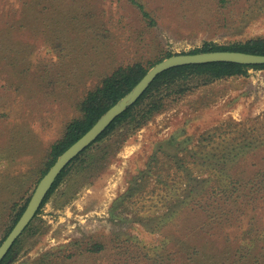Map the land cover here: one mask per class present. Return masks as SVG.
<instances>
[{
	"label": "rangeland",
	"instance_id": "374dc122",
	"mask_svg": "<svg viewBox=\"0 0 264 264\" xmlns=\"http://www.w3.org/2000/svg\"><path fill=\"white\" fill-rule=\"evenodd\" d=\"M140 1L150 18L127 0H0V244L48 170L51 144L102 78L135 61L151 68L168 53L204 43L264 36V0ZM202 80L191 78L195 89L180 96L173 91L179 87L167 89L166 109L127 140L122 133L131 131L118 127L102 143L119 148L107 165L76 172L73 158L2 264H37L54 251L65 254L57 262L68 264L263 258L264 68L213 84ZM146 101L134 106L136 114ZM217 125L227 134L210 144ZM224 148L235 149L231 158L212 155ZM149 160L154 173L147 178ZM216 162L227 165L230 178L221 170L214 181L209 169ZM135 176L140 189L122 201ZM97 236L103 250L67 258L69 244Z\"/></svg>",
	"mask_w": 264,
	"mask_h": 264
},
{
	"label": "trees",
	"instance_id": "16d2710c",
	"mask_svg": "<svg viewBox=\"0 0 264 264\" xmlns=\"http://www.w3.org/2000/svg\"><path fill=\"white\" fill-rule=\"evenodd\" d=\"M127 2L131 3L135 6L139 14L143 19L150 18L149 12L146 10L143 3L140 0H127ZM150 23H153L152 19H149ZM214 50H236L250 53H259L264 54V36L250 38L245 41H240L236 43H230L228 45H219L214 43H204L201 48L190 51V53L204 52V51H214ZM168 53L165 57L170 56ZM249 68H264V64L261 65H243L239 63L233 62H211V63H203V64H189L182 65L170 68L159 75L152 81L149 87L144 91V93L139 97V99L126 109L123 113H121L118 117H116L113 122L103 131L96 140L91 143L94 144L97 141L101 140V143L93 148L91 152H86L85 149L82 153H80L77 157L73 159L75 160V171L82 172L91 167V170L85 171L93 173L98 168H102L104 165H107L110 159L116 154L117 148L114 152L109 151L111 146L115 143L110 141L107 144H102L110 135L116 131V129L120 126L125 125L127 129L131 132H124L122 136L127 140L136 129L144 126L147 122H149L156 114L162 112L170 103V98L168 97L167 89H171L174 87H179L176 90L177 96L189 91L190 89L193 91L195 88L189 87L188 81L191 78L195 77H203V80L200 81L203 85L213 84L216 81L223 80L229 77H235L239 75H243L247 72ZM149 67L145 65L141 61H135L133 63L122 65L116 67L109 75L102 78V80L96 84L95 87L89 89L84 97L78 104V110L80 112V116L74 118L69 121L65 127V131L63 136L56 140L51 144L48 151V166L47 169L52 165V163L56 160V158L75 140H77L85 131H87L96 121L97 119L116 101H118L122 96H124L128 91H130L134 85L142 78V76L147 72ZM168 98V99H167ZM147 100L144 107L140 108L138 113L134 112V106L139 105L143 100ZM131 127V129H130ZM120 127L119 129H121ZM227 134L226 128L222 125H217L214 131L209 132V143L212 140H218L223 138L224 135ZM204 140H208L207 138H202ZM201 139V141H202ZM212 144V143H210ZM89 148V147H87ZM233 148H224V149H214L215 153L213 154H222L227 158H231ZM151 157V156H150ZM149 157V158H150ZM209 157V155H208ZM148 158V159H149ZM158 160V157H155ZM228 164V161L226 162ZM151 171L149 178L152 173H154L152 165V160L147 162ZM72 168L67 167L61 171L56 180L54 181L52 187L48 191L45 196L43 203L48 199L49 195L54 191V189L58 186V184L64 179L68 174L69 170ZM209 168V167H208ZM46 169V170H47ZM209 174L214 178V175L219 180V173L226 175L228 178L231 177L230 172L228 171L227 165L221 169V167L216 162L209 169ZM221 175V174H220ZM209 177V176H208ZM138 176H135L136 184L132 186H128L127 191L123 193L120 198L122 201H130L132 198L134 200L135 191L140 189L139 181L137 180ZM145 178V174H144ZM142 181V178H139ZM24 207L20 209V211L16 215V219H18L23 211ZM145 226H148L147 223L143 222ZM18 239L15 240L11 248L8 250L7 254L4 256L0 264L4 263L9 256L13 253V247ZM70 250L69 256L67 258L73 257V255H88L96 252H100L103 250L104 246L101 242V237H91L87 240H76L73 243L67 246ZM62 251H54V252H46L41 255L38 259L37 264H68L66 261H59L57 259L64 256ZM60 260V259H59ZM238 263V260L236 261ZM253 264H264V257L262 258L260 255L255 258Z\"/></svg>",
	"mask_w": 264,
	"mask_h": 264
},
{
	"label": "water",
	"instance_id": "95a60500",
	"mask_svg": "<svg viewBox=\"0 0 264 264\" xmlns=\"http://www.w3.org/2000/svg\"><path fill=\"white\" fill-rule=\"evenodd\" d=\"M211 62H233L243 65L264 64V54L236 50H214L197 53H178L170 55L147 70L134 87L111 105L97 121L77 140L69 145L48 168L34 188L20 217L0 244V262L15 240L31 222L54 181L69 162L88 147L113 120L133 105L160 73L177 66Z\"/></svg>",
	"mask_w": 264,
	"mask_h": 264
}]
</instances>
